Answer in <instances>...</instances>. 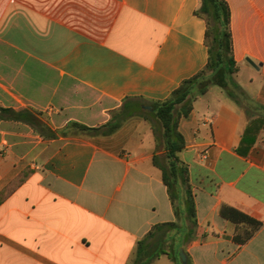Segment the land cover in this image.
<instances>
[{"label":"crops","instance_id":"crops-1","mask_svg":"<svg viewBox=\"0 0 264 264\" xmlns=\"http://www.w3.org/2000/svg\"><path fill=\"white\" fill-rule=\"evenodd\" d=\"M225 1L234 78L252 74L240 87L248 107L210 85L179 120L196 218L181 264H264V0ZM198 4L0 0V108L27 110L56 131L70 121L100 126L128 98L165 99L207 62ZM154 156L165 163L142 118L106 137L43 138L0 115V264H133L155 226L184 222ZM233 210L259 226L232 220ZM150 264L174 262L163 254Z\"/></svg>","mask_w":264,"mask_h":264},{"label":"trees","instance_id":"trees-1","mask_svg":"<svg viewBox=\"0 0 264 264\" xmlns=\"http://www.w3.org/2000/svg\"><path fill=\"white\" fill-rule=\"evenodd\" d=\"M194 14L205 22L204 44L207 48V62L202 70L182 80L163 100L143 101L128 98L118 109L111 111L108 121L100 126L89 127L76 121H70L56 131H53L36 114L27 110L14 111L0 108V115L28 124L43 138L106 137L116 132L131 118L137 117L151 121L155 137L163 147L165 158V163L162 164L154 156L153 164L162 172V181L166 186L176 218H182L184 222L182 225L165 223L155 226L153 231L138 241L133 264H150L163 254H167L174 264H181L178 258L179 248L195 237V206L189 184L188 169L179 157L185 142L178 130V123L180 118L188 116L196 96L202 95L210 85H214L221 88L242 109L248 107L247 97L234 79L237 63L232 52L230 10L227 2L225 0H199ZM206 75H208V83L204 82ZM196 88L197 93L194 94ZM146 105L150 106L149 110L144 109ZM26 178L27 175L23 173L15 177L3 189L2 197L9 196ZM228 216L234 221L253 224L255 228L259 226L258 222L235 210L232 215ZM164 229L174 230V234L158 235ZM148 240L150 241L147 242ZM186 264H192L189 258Z\"/></svg>","mask_w":264,"mask_h":264},{"label":"rangeland","instance_id":"rangeland-1","mask_svg":"<svg viewBox=\"0 0 264 264\" xmlns=\"http://www.w3.org/2000/svg\"><path fill=\"white\" fill-rule=\"evenodd\" d=\"M251 75L252 74L247 73L245 70H241V71H239V73L237 74L236 78H234V79L238 83V85L242 89H244V88H246V86L251 84ZM207 77H208V75H206L205 78H204V82H206V83H208L207 82V79H208ZM253 78H254V81L252 82L253 83L252 85H256L257 86L258 84L261 83V78H260V76H258L257 73L253 74ZM215 89H216V87H215ZM196 93H197V88L194 89V94H196ZM240 99H241V97H240ZM247 100H248V97H247ZM144 109L145 110H149L150 108H149V106L146 105V106H144ZM244 110H245V108H244Z\"/></svg>","mask_w":264,"mask_h":264},{"label":"water","instance_id":"water-1","mask_svg":"<svg viewBox=\"0 0 264 264\" xmlns=\"http://www.w3.org/2000/svg\"><path fill=\"white\" fill-rule=\"evenodd\" d=\"M248 62H249L253 67L257 68V66L254 65L251 61H248ZM180 257H181L182 261L184 262V256H183L182 252H180Z\"/></svg>","mask_w":264,"mask_h":264}]
</instances>
